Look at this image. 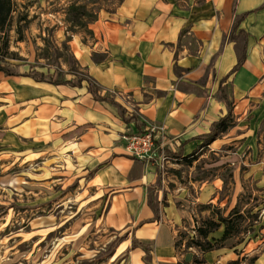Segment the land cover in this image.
Masks as SVG:
<instances>
[{"label": "crops", "instance_id": "crops-1", "mask_svg": "<svg viewBox=\"0 0 264 264\" xmlns=\"http://www.w3.org/2000/svg\"><path fill=\"white\" fill-rule=\"evenodd\" d=\"M88 31L71 53L113 103L0 72V156L50 162L101 207L113 264H264V0H118ZM149 125L171 161L126 153ZM202 221L206 252L187 246Z\"/></svg>", "mask_w": 264, "mask_h": 264}, {"label": "rangeland", "instance_id": "rangeland-1", "mask_svg": "<svg viewBox=\"0 0 264 264\" xmlns=\"http://www.w3.org/2000/svg\"><path fill=\"white\" fill-rule=\"evenodd\" d=\"M12 1L9 51L19 71L59 68L83 76L69 42L85 39L97 10H109L118 0ZM50 168L46 160L0 156V264H113L118 238L99 223L101 207L80 202L76 185L63 190ZM201 168L202 162L198 176L206 172Z\"/></svg>", "mask_w": 264, "mask_h": 264}, {"label": "trees", "instance_id": "trees-1", "mask_svg": "<svg viewBox=\"0 0 264 264\" xmlns=\"http://www.w3.org/2000/svg\"><path fill=\"white\" fill-rule=\"evenodd\" d=\"M71 10H76L75 7L71 8ZM15 12V6L12 0H0V72L5 76H32L35 77L36 81L39 82H47L54 85H69L72 87H81V83L85 81L87 83V92L90 93L94 99L98 101H108L113 103V100L100 95L99 88L90 80L86 79L84 76L77 72H63L61 69L57 68L54 73L50 74L49 71L47 74L39 73V72H20L19 64H15L17 59L15 58V53L9 51V32L12 27L13 14ZM95 19V18H94ZM22 20L19 19L16 24V33H20V25L19 23ZM41 68L43 66H40ZM30 68H33L32 66ZM74 76L73 79H68L67 76ZM225 129L226 125H224V119L220 120L215 128ZM234 213H237V209L234 210ZM237 220V218L235 219ZM221 222L222 220L219 219ZM228 222V221H226ZM202 221L201 225L196 226L193 230L195 233V239L189 240L187 243L188 247L194 246L199 252H206L212 248V245L205 240L207 235V227L206 223ZM238 222H235L237 225ZM209 229H213L217 227L216 223L209 222ZM228 233V228L226 230ZM183 236V235H182ZM183 238V237H182ZM193 264H202V262L198 259H194Z\"/></svg>", "mask_w": 264, "mask_h": 264}, {"label": "built area", "instance_id": "built-area-1", "mask_svg": "<svg viewBox=\"0 0 264 264\" xmlns=\"http://www.w3.org/2000/svg\"><path fill=\"white\" fill-rule=\"evenodd\" d=\"M164 135V126L149 125L143 131L125 135L122 139L125 142V151L130 157L141 161L157 157L160 164H164L172 159L162 152L157 154V140L163 138ZM194 234L193 232V236Z\"/></svg>", "mask_w": 264, "mask_h": 264}]
</instances>
